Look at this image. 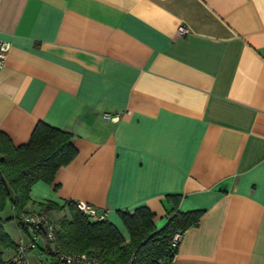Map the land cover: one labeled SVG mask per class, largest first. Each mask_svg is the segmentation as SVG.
Masks as SVG:
<instances>
[{
  "label": "crops",
  "instance_id": "1",
  "mask_svg": "<svg viewBox=\"0 0 264 264\" xmlns=\"http://www.w3.org/2000/svg\"><path fill=\"white\" fill-rule=\"evenodd\" d=\"M0 37V130L19 145L42 120L78 149L26 210L83 199L128 237L120 210L147 205L161 227L180 194L204 211L171 264H264V0H0ZM1 215L30 240L10 203Z\"/></svg>",
  "mask_w": 264,
  "mask_h": 264
},
{
  "label": "trees",
  "instance_id": "2",
  "mask_svg": "<svg viewBox=\"0 0 264 264\" xmlns=\"http://www.w3.org/2000/svg\"><path fill=\"white\" fill-rule=\"evenodd\" d=\"M73 137V132L42 120L35 125L29 140L19 145L0 130L1 248L17 247L3 227L5 218L1 212L10 203L15 210L13 217L27 228L19 220V214L26 211L31 201V187L39 180L54 182L57 170L78 152ZM167 199L173 200V207L167 212V221L161 227L156 225L155 212L147 205L120 210L128 237L107 218L91 219L73 201L59 205L49 200L41 203V207L49 211L67 208L68 214L55 221L56 240L64 250L86 251L107 264H171L178 251V244L172 245V237L177 232L182 234L189 227L199 225L204 210L181 211L178 208L180 194L167 195ZM46 252L51 264H60L56 251L48 245Z\"/></svg>",
  "mask_w": 264,
  "mask_h": 264
},
{
  "label": "built area",
  "instance_id": "3",
  "mask_svg": "<svg viewBox=\"0 0 264 264\" xmlns=\"http://www.w3.org/2000/svg\"><path fill=\"white\" fill-rule=\"evenodd\" d=\"M179 31L186 34L189 29L185 26H180ZM9 45L10 43L7 39L0 37V68L4 65L5 55ZM117 118V116L111 117V119ZM74 203L91 219L100 220L106 218L105 211L98 209L95 205L83 199L75 200ZM19 220L31 230V235L29 241L17 244L15 254L12 258V261L15 264H30L31 251L37 245H40V248L47 254L48 257L49 254L46 252L47 245L51 250L56 251L57 259L60 264H107L99 257L89 254L86 251H67L62 249L56 240L57 224L52 218L49 210L42 207L38 209L26 210L19 214ZM180 239L181 233H175L172 237V245H177ZM44 264L50 263L46 262Z\"/></svg>",
  "mask_w": 264,
  "mask_h": 264
},
{
  "label": "rangeland",
  "instance_id": "4",
  "mask_svg": "<svg viewBox=\"0 0 264 264\" xmlns=\"http://www.w3.org/2000/svg\"><path fill=\"white\" fill-rule=\"evenodd\" d=\"M62 214L63 213H59L57 210L51 212V216L55 221L58 220L62 216Z\"/></svg>",
  "mask_w": 264,
  "mask_h": 264
}]
</instances>
